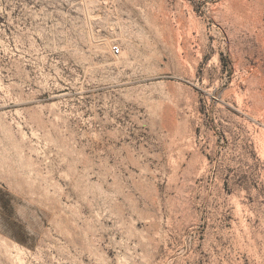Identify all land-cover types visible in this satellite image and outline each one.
<instances>
[{
    "label": "rangeland",
    "instance_id": "rangeland-1",
    "mask_svg": "<svg viewBox=\"0 0 264 264\" xmlns=\"http://www.w3.org/2000/svg\"><path fill=\"white\" fill-rule=\"evenodd\" d=\"M0 264H264V0H0Z\"/></svg>",
    "mask_w": 264,
    "mask_h": 264
},
{
    "label": "built area",
    "instance_id": "built-area-1",
    "mask_svg": "<svg viewBox=\"0 0 264 264\" xmlns=\"http://www.w3.org/2000/svg\"><path fill=\"white\" fill-rule=\"evenodd\" d=\"M112 52L115 53V54H118L119 53V49L117 47H113L112 48Z\"/></svg>",
    "mask_w": 264,
    "mask_h": 264
}]
</instances>
